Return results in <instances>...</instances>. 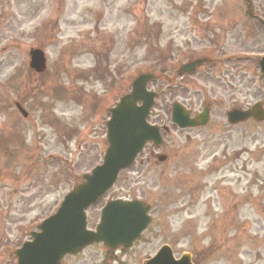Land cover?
I'll list each match as a JSON object with an SVG mask.
<instances>
[{
    "label": "rangeland",
    "instance_id": "1",
    "mask_svg": "<svg viewBox=\"0 0 264 264\" xmlns=\"http://www.w3.org/2000/svg\"><path fill=\"white\" fill-rule=\"evenodd\" d=\"M263 22L264 0H0V264H16L14 250L101 162L108 108L148 71V120L166 126L163 142L146 144L86 213L93 228L108 199L137 198L150 223L117 253L125 262L105 264H141L164 243L196 264H264V119L226 120L231 107L264 106ZM31 47L45 53L41 74L28 67ZM237 51L247 55L223 56ZM161 54L209 61L179 73ZM173 101L209 105V122L177 127ZM105 251L95 243L62 262L101 264Z\"/></svg>",
    "mask_w": 264,
    "mask_h": 264
},
{
    "label": "water",
    "instance_id": "2",
    "mask_svg": "<svg viewBox=\"0 0 264 264\" xmlns=\"http://www.w3.org/2000/svg\"><path fill=\"white\" fill-rule=\"evenodd\" d=\"M30 57V66L38 72L43 71V52L32 49ZM200 62L194 61L191 68L185 69L192 70ZM260 67L264 73V57ZM151 78V75L139 76L133 83L132 92L123 96L116 107L110 109L111 118L106 122L109 147L103 164L97 166L92 174H86V181L70 191L58 211L39 226L41 231L32 233L33 240L24 243L16 251L18 264H58L65 253H75L95 241H103L111 247L118 244L128 246L146 227L149 207L137 200L109 201L102 210L96 231L86 229L84 209L111 186L118 171L133 161L146 141L152 140L156 144L161 142L158 128L145 120L153 104L154 93L146 90V82ZM138 100L142 102L140 106L136 104ZM260 106L258 103L252 110H232L228 113L229 120L236 122L250 115L260 120L264 117V110ZM172 119L181 127L195 124L189 118L188 111L178 103L173 104ZM205 122L206 117L202 115L201 123ZM159 159H164V155H160ZM145 264L192 263L189 253L174 260L170 248L165 245Z\"/></svg>",
    "mask_w": 264,
    "mask_h": 264
},
{
    "label": "flooded vegetation",
    "instance_id": "3",
    "mask_svg": "<svg viewBox=\"0 0 264 264\" xmlns=\"http://www.w3.org/2000/svg\"><path fill=\"white\" fill-rule=\"evenodd\" d=\"M113 252H114V254L118 253V254H121V255H126V254L128 253L127 250L122 249V248H117V249L114 250ZM116 257H117V260H119V261H121V262H125V261H123V259H121V258L119 257V255H117ZM103 260H104V261H103V263H101V264H105L106 261H107V259H106L105 257H103ZM117 264H119V262H118ZM141 264H142V259H141Z\"/></svg>",
    "mask_w": 264,
    "mask_h": 264
}]
</instances>
